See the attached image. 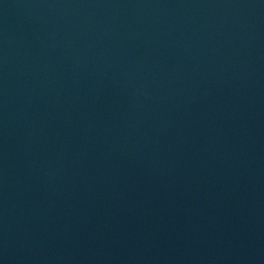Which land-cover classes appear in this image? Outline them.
<instances>
[{"label":"water","instance_id":"95a60500","mask_svg":"<svg viewBox=\"0 0 264 264\" xmlns=\"http://www.w3.org/2000/svg\"><path fill=\"white\" fill-rule=\"evenodd\" d=\"M0 264H264V0H0Z\"/></svg>","mask_w":264,"mask_h":264}]
</instances>
